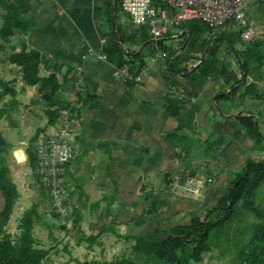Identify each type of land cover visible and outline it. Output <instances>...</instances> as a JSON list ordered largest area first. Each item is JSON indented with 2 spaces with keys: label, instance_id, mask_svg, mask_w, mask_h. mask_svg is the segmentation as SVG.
<instances>
[{
  "label": "crops",
  "instance_id": "0c3cea01",
  "mask_svg": "<svg viewBox=\"0 0 264 264\" xmlns=\"http://www.w3.org/2000/svg\"><path fill=\"white\" fill-rule=\"evenodd\" d=\"M8 2L14 5L19 18L30 25L26 34L20 29L15 33L29 48L42 53L45 67L41 75L56 70L60 79L73 76L83 87L78 103L80 113L70 120L75 158L78 155L80 159L74 158L69 163L66 180L73 192L77 221L69 232H77V238L84 241L90 233L98 235L105 228L90 250L108 253V260H112L111 249L114 254L118 251L111 245L123 249L135 243L134 238L126 239L127 236L147 238L158 228L186 223L185 218L175 221L183 215L182 211L217 200L242 173L248 160L264 161V143L251 139L236 116L246 109L248 97L242 100L240 92L232 93L230 100L221 102L223 113H219L212 106L222 89L220 81L179 72L178 69L193 65L195 54H190L188 63L177 61L179 55L189 52V44L184 41L175 49L166 48L163 39L180 36L183 24L172 28L160 39V44L153 41L146 46L141 41H128L124 45L125 63L119 65L107 53L108 38L115 29L108 23V9L113 5L115 12L116 0ZM6 7L0 3V29ZM166 9L171 17L175 15L176 11ZM251 9L263 11L259 2L252 4ZM248 23L261 30L262 25L256 26L253 19ZM119 25L129 32L141 27L122 8ZM259 30L253 40H259L264 32ZM162 48L167 56L153 60L157 49ZM20 49L16 37L12 41L0 37V77L12 83L18 102L16 109H30L35 119H39V111L45 113L47 108L40 99L39 87L26 85L20 67L9 62L10 54ZM175 51L177 54L171 59L177 64L172 69L168 59ZM101 53L106 54L105 61L98 58ZM139 59L146 66L137 70ZM125 64L132 75L127 83L114 76V70ZM69 86L70 83L63 91L65 95ZM0 101L3 108L10 97ZM46 115L37 132L47 125ZM3 117L1 121L5 120ZM60 127L61 117L38 133ZM193 189L200 191L192 195ZM153 206L159 210L147 214ZM190 215L194 217L197 213ZM109 238L111 242L105 243Z\"/></svg>",
  "mask_w": 264,
  "mask_h": 264
},
{
  "label": "trees",
  "instance_id": "16d2710c",
  "mask_svg": "<svg viewBox=\"0 0 264 264\" xmlns=\"http://www.w3.org/2000/svg\"><path fill=\"white\" fill-rule=\"evenodd\" d=\"M121 1L118 0L115 12L114 6H109L107 17L111 29L113 27L116 29L115 33L111 32L109 35L107 53L109 58L118 62L119 65L125 63L124 45L128 41H141V45L145 43L146 46H151L153 41L160 44V39L155 40L148 26H141L131 32L122 29L119 25ZM0 3L7 6V13L3 16V27L0 29V37L5 41H12L16 37L21 48L20 51H14L10 54L9 62L20 67L21 78L26 85L39 87L40 99L45 102L47 107L45 109V113L48 115L47 125L39 129L38 132L54 125L60 117L63 118L64 112H67L69 120L77 113L79 115L78 103L83 92L76 91L78 83L75 81L76 79L73 76L68 78L67 75L60 79L56 70L48 75H41L43 67H45L42 53L29 48L25 41L15 33L16 29H20L26 34L30 25L19 18L16 8L8 0H0ZM152 4L157 10L160 7H167L161 0H153ZM192 21L202 22L208 32L213 36H218L215 29H211L203 21ZM188 22L191 21L183 22L181 25L186 27ZM234 24L237 23L231 20L226 25L236 26ZM242 32L243 28L239 27L236 39L240 43V48L235 46L230 37L221 34V37H218L216 41L214 39L212 41H187V44L190 42L189 52L182 53L177 57V61L180 59V62L188 63L192 58L191 55L195 54L193 65L190 68L186 65L178 69L179 72L189 74L190 77L195 76V78L210 76L220 81L222 89L212 106L219 113H223L221 102L230 100L232 93L240 92L239 98L242 100L251 96L258 100L264 98L263 92L259 90V84L264 82V51L261 50L264 43L257 39L244 42L241 39ZM138 37L139 40H137ZM205 50L207 52L203 61L199 66H196L201 61ZM141 54L142 52L136 57H140ZM176 54V51L169 54L168 63L170 62L172 69H175L177 61L174 63L171 58ZM145 66L146 63L139 59L135 69L138 70ZM68 83H70V91L65 95L63 91ZM10 84L12 83L0 77V99L7 95L10 96V101L3 108H0V120L7 115L13 121L12 115L18 106L16 92ZM228 90L231 92L221 95ZM236 116L241 120L244 131L251 139H258L264 143V133L261 128L264 125V120L260 111L243 109ZM10 126L16 127V122L10 123ZM38 132L31 138L27 149L33 169L36 167L34 144L40 134ZM8 146L9 142L0 129V193L3 198V205L0 209V264H54L50 257L52 249H45L37 245L34 229L36 222L40 221L41 218L36 204L24 211L18 225V233L11 234L7 230L14 208L21 196L3 155ZM35 176L48 195L43 179L37 174ZM263 184L264 161L250 159L242 173L232 181L227 192L217 198L215 205L206 208L203 215L197 214L191 221L171 225L170 228H158L151 237L127 236L126 239L134 238L135 240L131 246L132 256L123 254L114 257L112 260H92L79 264H201L204 260V254L212 252L219 244L224 246L223 254L226 249L231 247L234 238L230 231L226 241L228 244H224L220 237L229 225L231 228L235 227L237 218L241 219L240 222L245 223L239 224L241 225L239 227L245 230L242 233L247 234L248 241L242 250L233 254L234 260H236L235 264H264V207L255 201L257 191ZM158 210V207L153 206L147 214H154ZM248 213L254 215V222H248L246 219ZM76 223L77 221H75ZM104 232L105 228L98 235L96 233L91 234L86 239L94 244ZM213 242L216 244L215 246Z\"/></svg>",
  "mask_w": 264,
  "mask_h": 264
},
{
  "label": "rangeland",
  "instance_id": "374dc122",
  "mask_svg": "<svg viewBox=\"0 0 264 264\" xmlns=\"http://www.w3.org/2000/svg\"><path fill=\"white\" fill-rule=\"evenodd\" d=\"M246 18L250 22L251 19L254 20L256 26L262 25L260 27L261 30L264 31V12L257 9H251L246 12ZM251 18V19H250ZM238 26L232 25H224L215 29V33L218 36H213L210 32L207 31V28L200 21L188 22L186 27L182 26L179 28L180 36H167L163 41H166V48H176L184 41H216L218 37H221V34H225L227 37H230L234 42L237 48H240V43L236 39V35L238 32ZM185 32V33H184ZM191 32V33H190ZM264 33V32H263ZM262 33V34H263ZM260 34V33H259ZM260 35L258 37L259 41L264 43V35ZM190 42H188L189 44ZM164 51V49H161ZM261 50L264 51V44L261 47ZM13 86L12 84H10ZM259 90H261L264 94V82L259 84ZM9 95L5 96V99H9ZM2 102V101H0ZM246 109H251L255 112L260 111L262 114V119L264 120V98L262 100L255 99V97H248L246 99ZM34 104H30L29 106H33ZM223 106V104H222ZM1 107V106H0ZM18 109V108H17ZM17 109L13 112V121L9 119L7 115L3 118L4 121L0 120V129L2 130L4 136L9 142L8 149L3 152L5 162L10 169V175L12 179L18 186L20 191V198L14 208L13 214L7 226V230L11 234H16L19 232L18 225L20 223V219L23 216V213L26 209L31 207V205L36 204L37 211L40 215L41 220L36 222L34 233L36 235L37 245L43 247L45 249H52L50 257L53 259L54 264H79L83 262H90L92 260L102 259L108 260L109 254L99 251L96 253L95 250H90V247H93L94 244H91L89 241L77 238V232L75 234L70 233L75 224L76 217L74 216L71 222H62L55 220V212L51 208V202L49 196L44 192L43 187L40 182L37 181L35 176V169L32 168L30 164V160L28 157L27 149L30 145L31 138H33L37 132L38 126L44 121L45 113L40 112L41 116L39 119H35L34 115L30 111V109L22 111L21 109ZM225 110V109H224ZM23 116V117H21ZM47 116V115H46ZM19 118V119H18ZM16 120V127H11L10 123H13ZM23 123V124H22ZM262 130L264 131V125L262 126ZM53 132V131H52ZM73 143V142H72ZM75 158V157H74ZM80 159L78 155L75 160ZM200 189L191 190L192 195H196ZM73 193V192H72ZM201 194V193H200ZM73 197V196H72ZM76 197V196H75ZM92 197V194H90ZM198 197V196H196ZM92 199V198H91ZM256 203L262 207H264V184L261 186L256 195L255 199ZM90 203L92 200L89 201ZM216 199H212L209 203L206 204V208H209L215 205ZM75 204V201H74ZM3 205V198L0 193V209ZM203 205V204H202ZM200 205L196 207L194 210H190L188 212H183L180 217H178L175 221L180 222L185 218L187 222L191 221L192 217L191 213H197L199 215H203L204 207ZM90 208V207H88ZM205 208V209H206ZM196 211V212H195ZM246 219L248 222H254L255 217L253 214L248 213ZM241 219L237 218L235 222V227L231 228L229 225L225 230L223 235L220 237L224 244H228V232L230 231L234 240L231 244V247L226 249V254H223V250H225L222 244H219L216 250L214 249L211 254H204V260L201 264H235L236 260H234V253H238L239 250H242L247 244V237L245 235V230L239 224H245L240 222ZM233 222V221H232ZM230 224V223H229ZM232 225V224H231ZM92 232V228L89 229ZM88 231V232H89ZM86 232V230L84 231ZM91 235V233H90ZM87 234L85 235V237ZM113 240V239H112ZM111 238H109L105 243H110ZM81 243V245H79ZM214 246L216 245L213 242ZM212 244V245H213ZM115 247V250L118 252L114 254L113 249H111L110 257L113 259L115 256H120L125 254L126 256H132L133 251L132 247L128 246L126 248H118L116 245H111L110 248ZM90 250V251H89ZM106 249L104 248V251ZM107 258V259H106Z\"/></svg>",
  "mask_w": 264,
  "mask_h": 264
},
{
  "label": "built area",
  "instance_id": "2783aa9c",
  "mask_svg": "<svg viewBox=\"0 0 264 264\" xmlns=\"http://www.w3.org/2000/svg\"><path fill=\"white\" fill-rule=\"evenodd\" d=\"M256 1H259L264 11V0H161L168 8L176 11L173 17L166 8L157 10L152 4L153 0H122L121 8L134 24L148 26L155 40L161 39L185 21L201 20L211 29H217L234 20L240 27H244L241 37L248 42L259 35L246 18V12ZM156 54L153 60L167 56L160 49H157ZM97 56L100 60L107 59L104 53ZM114 76L127 83L132 79L129 65L117 67ZM76 91H83V87L77 84ZM70 127L67 112H64L62 127L53 132L40 133L34 144L36 174L47 187L51 208L56 214L54 219L65 223L71 222L75 216L72 191L66 180L67 167L75 157Z\"/></svg>",
  "mask_w": 264,
  "mask_h": 264
},
{
  "label": "water",
  "instance_id": "95a60500",
  "mask_svg": "<svg viewBox=\"0 0 264 264\" xmlns=\"http://www.w3.org/2000/svg\"><path fill=\"white\" fill-rule=\"evenodd\" d=\"M117 2H118V0H116V4H117ZM116 4H115V7H116ZM113 32L115 33V29H113ZM206 52H207V50L204 51L201 61L196 66H199L201 64V62L204 59V56H205Z\"/></svg>",
  "mask_w": 264,
  "mask_h": 264
}]
</instances>
